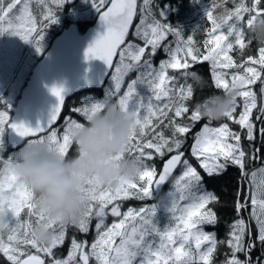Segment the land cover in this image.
I'll list each match as a JSON object with an SVG mask.
<instances>
[{
	"label": "snow or ice",
	"instance_id": "snow-or-ice-1",
	"mask_svg": "<svg viewBox=\"0 0 264 264\" xmlns=\"http://www.w3.org/2000/svg\"><path fill=\"white\" fill-rule=\"evenodd\" d=\"M69 2L38 0L37 16L30 0H0V36H17L40 53L47 30L59 22V13ZM90 3L104 30L88 44L84 58L104 63V100L115 98L133 121L128 144L113 159L134 157L141 171L137 179L122 180L115 187L88 177L82 189L87 205L78 221L64 224L43 215L40 200L13 170L17 153L5 157L0 139V258L4 264H217V254L226 249L220 264H264V162L258 168L247 167L264 161L261 149L255 147L257 139L264 144V46L258 47L256 56L246 55L255 40L251 29L264 19V0H212L203 18L210 27L199 43L194 37L201 24L185 37L183 29L168 23L158 0ZM160 52L166 58L157 65L154 59ZM205 62L215 88L236 90L237 95L223 122L212 126L206 120L193 132L204 119L194 107L202 102L193 84L197 72L189 69ZM49 91L57 104L47 122L35 127L12 120L11 105L0 98L4 105L0 138L11 129L25 144H45L70 158L73 129L83 126L81 119L87 122L104 104L100 99L87 100L62 115L65 89L53 85ZM156 159L164 161L159 170ZM230 166L239 170L242 183L234 202L236 218L219 239L215 231L205 230L219 223L213 205L221 204L207 182ZM170 179V190L162 193ZM130 199L155 202L125 210ZM41 226L52 233L46 245L32 236ZM66 243L67 253L60 255L58 249ZM257 248L260 255L253 258Z\"/></svg>",
	"mask_w": 264,
	"mask_h": 264
},
{
	"label": "clouds",
	"instance_id": "clouds-1",
	"mask_svg": "<svg viewBox=\"0 0 264 264\" xmlns=\"http://www.w3.org/2000/svg\"><path fill=\"white\" fill-rule=\"evenodd\" d=\"M251 32L258 45L264 46V19H258ZM197 77L193 80L194 86L204 85L198 73ZM236 95L237 91L230 89L222 95L207 97L194 107L203 119L218 121L232 108ZM100 100L103 109L83 126L73 129L74 156L63 157L45 144H24L17 152L13 170L28 182L40 200L45 217L64 224L78 221L88 203L82 192L88 177H94L103 186L115 187L122 180L139 176L142 166L134 157L113 159L129 142L132 119L116 102ZM32 236L41 245L52 239V233L42 226L34 228Z\"/></svg>",
	"mask_w": 264,
	"mask_h": 264
},
{
	"label": "trees",
	"instance_id": "trees-1",
	"mask_svg": "<svg viewBox=\"0 0 264 264\" xmlns=\"http://www.w3.org/2000/svg\"><path fill=\"white\" fill-rule=\"evenodd\" d=\"M4 2L7 3L8 0H4ZM158 2H159L160 9L164 12V15L168 23L174 27L183 29L185 32V37L189 35L190 32L197 27V25L201 24V27L199 31L196 33L194 38L198 43L202 42V40L205 39V29L210 27V22H208L207 20H203L204 11L207 5L211 4L212 0H158ZM203 5L205 6V9L203 8ZM30 6H31L32 11L38 16L39 14L38 0H30ZM228 7H232L231 2H229ZM96 16H97V13L92 8L90 0H77L75 3H70V2L67 3L64 7V10L59 13V22L57 24L52 25L47 30L44 40L42 41L43 51L41 52V54L40 55L37 54L38 52L34 50L33 65L41 58L42 53L49 47L53 37L56 34H58L63 27L67 26L68 24L72 22H75L80 28V30L84 31L94 22V20L96 19ZM169 39H171V37H169ZM258 47H260V45H258L256 40H253L251 45L246 50V55L256 56ZM33 48L35 47L33 46ZM164 58L166 57L164 56L163 52H160L155 57L154 63L158 65L159 61ZM189 70L197 72L205 81L202 89L199 86L195 88L196 97L198 99L203 101V99L210 97L212 95H222L223 94V90H219L215 88L214 83L211 78L210 67L207 62L203 64H196ZM170 74H172L171 70H170ZM134 76H135V73L131 74L130 78ZM106 86H107V83H106ZM255 88L258 90L259 85L257 84ZM88 94H91V93L89 92L77 93L71 98H69L65 104L63 114H66L68 110L74 105H77L87 100L95 99L97 97H102L103 92L101 89H98V90L93 91L92 93L93 95L92 94L88 95ZM84 96L85 97L88 96L89 99H82ZM112 101L115 102V98H113ZM3 106L4 105H0V107H3ZM81 121L83 120L81 119ZM205 122H206V119L197 123L195 128L193 129V132L199 131ZM221 122H223V119L218 120V121H212V126H218ZM231 127L233 129L238 130V126L234 124L231 125ZM3 143L8 149L3 153L5 157H7L9 155L8 152L11 150V147L6 141V136H5ZM191 143L192 141L191 139H189L188 144L190 145ZM247 146H248L247 142H245V147ZM255 147L256 148L261 147L260 148L261 153L262 155H264V144H262L259 139H257L255 143ZM75 153H76V147L74 146L73 149L71 150L70 155L74 156ZM162 162L163 160H160V159H156L154 161L158 170L161 168ZM260 162L262 163V161ZM193 163L195 165V161H193ZM257 163H258V160L255 162L249 163L247 165L248 169L251 170L255 167L258 168ZM200 171L202 172V170ZM241 183L242 181H241L239 170L236 167H231V166L228 167L227 171L224 172L222 175H220L219 177L210 179L207 182V189L215 193L220 198V201H221V204L213 205L219 217V223L214 228L210 226L207 227L210 231H215L219 239H223L225 237V233L228 230L227 225L230 224L236 218L234 202L237 199V189ZM170 184L167 186L168 187L167 189H169ZM153 202L155 201H152V200L139 201L135 199H130L124 203L123 207L125 210L128 207L139 208L140 206H143L144 204H150ZM243 215H245L246 217L247 213H243ZM111 222H112V218L109 217L108 223H111ZM71 231H74V230L70 229V234H71ZM78 238H82V237L79 236L78 234ZM87 239L91 240L92 235L90 234L87 237ZM257 249L252 253L253 258L260 255L261 250L259 248ZM67 250H68V245L66 243L62 248L58 249V252L60 255H65L67 253ZM224 251H227V250L222 249L221 252L217 254L218 255L216 258L217 264H220V261L224 259V255H223ZM243 258L244 257L241 255V259ZM0 264H4L3 258H0Z\"/></svg>",
	"mask_w": 264,
	"mask_h": 264
},
{
	"label": "water",
	"instance_id": "water-1",
	"mask_svg": "<svg viewBox=\"0 0 264 264\" xmlns=\"http://www.w3.org/2000/svg\"><path fill=\"white\" fill-rule=\"evenodd\" d=\"M75 1L70 0V3ZM103 30L99 16L83 33L75 23L63 28L33 67L17 104L11 107V119L32 127L38 123L45 124L57 104L56 97L49 91L53 85L65 89V102L79 91L102 87L107 80V68L100 60L86 61L84 51L96 33ZM7 140L14 149L25 142L11 129L7 131ZM168 183L162 186L161 191Z\"/></svg>",
	"mask_w": 264,
	"mask_h": 264
},
{
	"label": "rangeland",
	"instance_id": "rangeland-1",
	"mask_svg": "<svg viewBox=\"0 0 264 264\" xmlns=\"http://www.w3.org/2000/svg\"><path fill=\"white\" fill-rule=\"evenodd\" d=\"M203 8L205 9L204 5ZM26 45H29V47L31 48L26 49ZM34 50L36 51V48H33V45L30 42L25 43L17 36L8 34L0 36V85L6 84L7 91L3 93L2 88L4 87L1 86L0 90L3 93L2 99L5 102L15 101V99L19 95V92L21 91V88L23 87V84L25 82V78L34 63ZM37 54L40 55L41 52ZM5 136L6 131L3 137L0 139L4 141ZM24 144L17 149H11L9 152H7L9 153V155L17 153L24 146ZM6 150L8 149L4 144L3 153ZM170 188L171 185L167 191H169ZM160 220L161 223L165 222V217L162 213L160 214Z\"/></svg>",
	"mask_w": 264,
	"mask_h": 264
},
{
	"label": "bare ground",
	"instance_id": "bare-ground-1",
	"mask_svg": "<svg viewBox=\"0 0 264 264\" xmlns=\"http://www.w3.org/2000/svg\"><path fill=\"white\" fill-rule=\"evenodd\" d=\"M184 6V5H183ZM203 13V12H202ZM172 24V23H171ZM181 24V23H180ZM198 38V37H197ZM203 41V40H202ZM210 67V66H209ZM261 148V147H260ZM263 162V161H262ZM258 164V163H257ZM257 167H259V166H257ZM256 168V167H255ZM230 223V222H229ZM257 251H258V249H257ZM66 255V254H65ZM218 256V255H217ZM223 260V259H222Z\"/></svg>",
	"mask_w": 264,
	"mask_h": 264
},
{
	"label": "flooded vegetation",
	"instance_id": "flooded-vegetation-1",
	"mask_svg": "<svg viewBox=\"0 0 264 264\" xmlns=\"http://www.w3.org/2000/svg\"><path fill=\"white\" fill-rule=\"evenodd\" d=\"M260 165H261V162H258L257 166H259V167H260Z\"/></svg>",
	"mask_w": 264,
	"mask_h": 264
}]
</instances>
